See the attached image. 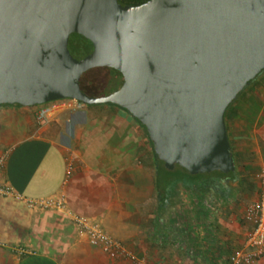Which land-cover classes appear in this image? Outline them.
I'll list each match as a JSON object with an SVG mask.
<instances>
[{
    "label": "water",
    "instance_id": "obj_1",
    "mask_svg": "<svg viewBox=\"0 0 264 264\" xmlns=\"http://www.w3.org/2000/svg\"><path fill=\"white\" fill-rule=\"evenodd\" d=\"M263 69L264 0H0V106H116L166 171H234L224 113Z\"/></svg>",
    "mask_w": 264,
    "mask_h": 264
},
{
    "label": "crops",
    "instance_id": "obj_2",
    "mask_svg": "<svg viewBox=\"0 0 264 264\" xmlns=\"http://www.w3.org/2000/svg\"><path fill=\"white\" fill-rule=\"evenodd\" d=\"M66 103L0 106V154L6 153L0 183L12 191L0 197V264H136L138 259L147 264H184L191 260L185 259V247L177 246L166 233L173 203L158 208L156 162L146 133L115 106L75 109ZM41 110H46L43 117ZM224 122L234 168H241L238 184L253 200L252 175L264 168V69L227 107ZM179 195L178 203H186ZM57 196L64 199L65 213L28 207V201ZM182 207L184 216L198 217L191 206ZM71 215L97 223L124 245L134 261L110 259L89 245L76 231ZM215 218L212 222L224 236L216 229L209 232L211 226L203 228L201 223L194 224L195 235L215 246L221 238L234 242L237 236ZM226 218L233 219L231 214ZM213 255L212 251L207 255L211 262L217 258ZM252 264H264V256Z\"/></svg>",
    "mask_w": 264,
    "mask_h": 264
},
{
    "label": "rangeland",
    "instance_id": "obj_3",
    "mask_svg": "<svg viewBox=\"0 0 264 264\" xmlns=\"http://www.w3.org/2000/svg\"><path fill=\"white\" fill-rule=\"evenodd\" d=\"M158 166L160 167L161 164L158 163ZM240 170L241 168L239 167L234 168V171L231 174L219 176L218 178L215 177L216 179L213 178V175L200 174L198 175L199 177L195 178V181H203L207 183V186L202 188L203 190H206V193L200 195L199 192L195 195H189L181 191V198L183 200L185 199L186 203H178L179 199L173 200V206L169 211L171 214L166 223V233L173 239V243H178L177 246L181 244V246L185 247V257H187L185 259L190 258L191 260H186L184 264H228L227 257L234 250L239 248L242 242V237L248 229V225L242 218L243 210L251 200L250 196L246 194V190H243V186L238 184V179L241 176ZM154 177H157L158 185L161 187L162 178L160 177V174H157V176L154 175ZM225 178L231 180L228 181L225 187L221 186L216 187L215 189L211 188L212 186L210 182L218 179L223 181ZM251 180L253 182V179ZM216 194H219L220 196L224 195V198L220 199L216 196ZM177 203L180 204L182 209L183 205L184 207L187 206V208L191 206L192 209L196 210L197 214H199L198 217L195 218L194 215H192V217L184 216L183 210L178 209L176 206ZM230 214L233 219L226 218ZM212 217L213 219L215 217V219L219 218L227 224L228 229H230V231L237 236L235 237L234 242L230 241L229 243L228 240L225 241L222 238L220 239V242L218 240L214 241V235H205L207 236L206 238L212 237L214 243L217 244V246H215L209 243L207 244L206 240L203 239L204 236L201 239V237H197V234L195 235L194 224L201 223L203 224V228H205L204 226L206 224L207 226H211L209 232L216 229L219 232L218 235H220V237L224 236L225 233L220 232V229L212 222ZM202 240L205 242H202ZM199 241L200 244L198 243ZM198 245L201 248L196 247ZM209 251H212L214 254L213 256L217 257L214 258L216 260L215 262H213L214 259H212L213 261L211 262V258H208L207 255L210 254Z\"/></svg>",
    "mask_w": 264,
    "mask_h": 264
},
{
    "label": "built area",
    "instance_id": "obj_4",
    "mask_svg": "<svg viewBox=\"0 0 264 264\" xmlns=\"http://www.w3.org/2000/svg\"><path fill=\"white\" fill-rule=\"evenodd\" d=\"M66 105L73 104L76 109L85 105L74 100L64 99ZM46 110H41L40 117L44 116ZM6 153L0 154V172L3 168ZM255 185L254 198L243 210V221L249 226L242 245L234 250L228 257V264H252L264 256V168H259L252 175ZM11 189L0 183V197L8 196ZM28 207L35 209H55L58 212H66L64 199L60 196L54 198L28 201ZM72 223L79 234H82L87 243L97 247L108 258L116 259L122 257L124 260L134 261L124 245L112 238L95 222L86 218L71 215ZM136 264H147L145 260L138 259Z\"/></svg>",
    "mask_w": 264,
    "mask_h": 264
},
{
    "label": "trees",
    "instance_id": "obj_5",
    "mask_svg": "<svg viewBox=\"0 0 264 264\" xmlns=\"http://www.w3.org/2000/svg\"><path fill=\"white\" fill-rule=\"evenodd\" d=\"M146 0H117V2L121 5H138ZM113 106V105H111ZM116 107V106H115ZM118 108V107H117ZM138 126L144 131V128L134 119H132ZM145 132V131H144ZM147 137V136H146ZM149 142V140H148ZM150 144V142H149ZM156 166L154 169V175L157 176V174H160V177L162 178V186L160 187L157 182V177H154L155 182V188L157 193V200H158V208L163 209L168 206V204H172L173 200L176 199L181 191L189 194V195H195L200 192V195L203 193H206V190H203L202 188L207 186L206 182L203 181H195V178L199 177L198 175L195 176H189L185 173H182L177 167H175L171 171H166L162 164L155 159ZM158 163L161 164V166H158ZM231 174V173H229ZM227 174V175H229ZM208 175H213L215 177L223 176V174L212 172ZM212 177V176H211ZM216 179V178H215ZM219 180V179H218ZM217 180V181H218ZM220 181V180H219ZM215 181L210 182L211 188L215 189L214 183ZM217 187H221L219 183H217ZM216 196L220 199L224 198V195L216 194Z\"/></svg>",
    "mask_w": 264,
    "mask_h": 264
},
{
    "label": "flooded vegetation",
    "instance_id": "obj_6",
    "mask_svg": "<svg viewBox=\"0 0 264 264\" xmlns=\"http://www.w3.org/2000/svg\"><path fill=\"white\" fill-rule=\"evenodd\" d=\"M223 175H227V174H223ZM230 179H227V178H225L223 181L221 180V181H215L214 183V186H215V188L217 187V183H219V185L220 186H223V187H225V185H227V183H228V181H229ZM231 181V180H230Z\"/></svg>",
    "mask_w": 264,
    "mask_h": 264
}]
</instances>
